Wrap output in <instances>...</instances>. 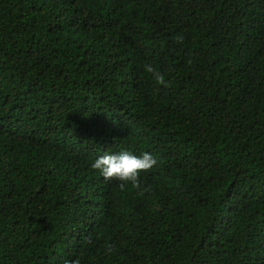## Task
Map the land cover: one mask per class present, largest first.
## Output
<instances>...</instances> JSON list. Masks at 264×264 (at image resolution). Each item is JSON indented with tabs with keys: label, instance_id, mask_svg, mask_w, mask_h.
Returning <instances> with one entry per match:
<instances>
[{
	"label": "trees",
	"instance_id": "trees-1",
	"mask_svg": "<svg viewBox=\"0 0 264 264\" xmlns=\"http://www.w3.org/2000/svg\"><path fill=\"white\" fill-rule=\"evenodd\" d=\"M0 264H264V0H0Z\"/></svg>",
	"mask_w": 264,
	"mask_h": 264
},
{
	"label": "clouds",
	"instance_id": "clouds-1",
	"mask_svg": "<svg viewBox=\"0 0 264 264\" xmlns=\"http://www.w3.org/2000/svg\"><path fill=\"white\" fill-rule=\"evenodd\" d=\"M146 71L153 75L158 84L165 85L163 73L151 65L146 67ZM156 163V159L148 152L137 156L130 151L121 150L116 154L106 153L100 156L94 161L92 168L99 170L105 180L120 181V188L123 190L125 183L139 187L141 172L151 169Z\"/></svg>",
	"mask_w": 264,
	"mask_h": 264
}]
</instances>
